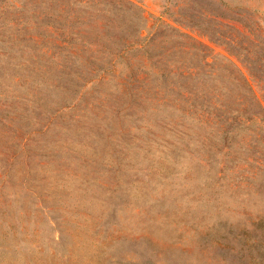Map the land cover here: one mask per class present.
<instances>
[{
  "label": "rangeland",
  "instance_id": "rangeland-1",
  "mask_svg": "<svg viewBox=\"0 0 264 264\" xmlns=\"http://www.w3.org/2000/svg\"><path fill=\"white\" fill-rule=\"evenodd\" d=\"M261 62L264 0H0V264H264Z\"/></svg>",
  "mask_w": 264,
  "mask_h": 264
},
{
  "label": "trees",
  "instance_id": "trees-1",
  "mask_svg": "<svg viewBox=\"0 0 264 264\" xmlns=\"http://www.w3.org/2000/svg\"><path fill=\"white\" fill-rule=\"evenodd\" d=\"M46 21L54 20L52 14L45 17ZM55 21V20H54ZM248 77H243L242 83L247 89L248 101L245 108H231L229 111H217L216 116L222 126L220 137L225 144L240 132L249 130L253 134L259 148V155L250 164L263 175L257 180L260 190L264 191V62L247 64ZM264 241L262 242V245ZM260 255L264 259V245Z\"/></svg>",
  "mask_w": 264,
  "mask_h": 264
}]
</instances>
